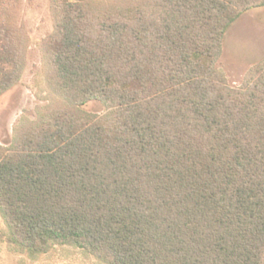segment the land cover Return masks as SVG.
<instances>
[{"label": "trees", "instance_id": "trees-1", "mask_svg": "<svg viewBox=\"0 0 264 264\" xmlns=\"http://www.w3.org/2000/svg\"><path fill=\"white\" fill-rule=\"evenodd\" d=\"M261 6L51 0L61 102L0 146L12 241L106 264H264V58L236 86L217 64L229 26ZM9 36L0 21V92L22 65Z\"/></svg>", "mask_w": 264, "mask_h": 264}, {"label": "rangeland", "instance_id": "rangeland-1", "mask_svg": "<svg viewBox=\"0 0 264 264\" xmlns=\"http://www.w3.org/2000/svg\"><path fill=\"white\" fill-rule=\"evenodd\" d=\"M76 1V0H75ZM51 0H0V21L22 56L14 83L0 92V146L10 148L61 97L50 86L47 38L53 30ZM264 58V6L241 14L226 30L218 66L228 83L239 85L249 68ZM84 108L102 112L99 102ZM0 264H106L77 246L51 244L30 254L12 241V230L0 212Z\"/></svg>", "mask_w": 264, "mask_h": 264}]
</instances>
